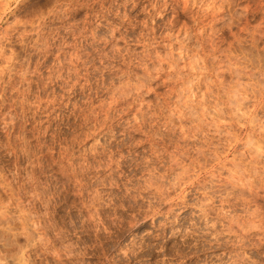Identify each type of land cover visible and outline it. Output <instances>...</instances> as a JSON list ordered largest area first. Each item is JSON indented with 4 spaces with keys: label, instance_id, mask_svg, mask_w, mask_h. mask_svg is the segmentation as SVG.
Returning a JSON list of instances; mask_svg holds the SVG:
<instances>
[{
    "label": "clouds",
    "instance_id": "clouds-1",
    "mask_svg": "<svg viewBox=\"0 0 264 264\" xmlns=\"http://www.w3.org/2000/svg\"><path fill=\"white\" fill-rule=\"evenodd\" d=\"M0 264H264V0H0Z\"/></svg>",
    "mask_w": 264,
    "mask_h": 264
}]
</instances>
